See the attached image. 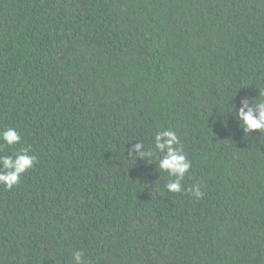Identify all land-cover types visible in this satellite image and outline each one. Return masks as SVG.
<instances>
[{
    "label": "trees",
    "instance_id": "obj_1",
    "mask_svg": "<svg viewBox=\"0 0 264 264\" xmlns=\"http://www.w3.org/2000/svg\"><path fill=\"white\" fill-rule=\"evenodd\" d=\"M259 92L264 0H0V155L37 157L0 186V264H264ZM162 128L181 193L127 152Z\"/></svg>",
    "mask_w": 264,
    "mask_h": 264
},
{
    "label": "clouds",
    "instance_id": "obj_2",
    "mask_svg": "<svg viewBox=\"0 0 264 264\" xmlns=\"http://www.w3.org/2000/svg\"><path fill=\"white\" fill-rule=\"evenodd\" d=\"M259 103L255 108L248 107V101H242V107L236 111V118L240 122V127L244 133L251 134L258 131L264 135V95L259 92ZM247 109V111H245ZM0 141L3 145L12 146L20 143V133L12 127L0 132ZM143 142H136L128 149V155L132 158H147L151 156L157 161V168L166 172L170 179L164 185L170 193H181L184 191L182 181L191 168V160L184 154L182 147H179L180 140L176 132L170 128H162L154 136V147L145 152L142 150ZM133 153L138 155H133ZM37 161V157L30 153V146L22 148L12 155H0V186L11 190L21 179V176L32 169ZM194 196L199 198L203 195L199 185L189 190ZM73 264H85L81 251H74L72 254Z\"/></svg>",
    "mask_w": 264,
    "mask_h": 264
}]
</instances>
